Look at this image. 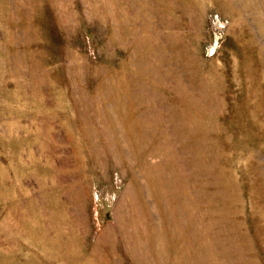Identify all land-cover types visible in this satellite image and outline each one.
<instances>
[{
  "label": "rangeland",
  "instance_id": "obj_1",
  "mask_svg": "<svg viewBox=\"0 0 264 264\" xmlns=\"http://www.w3.org/2000/svg\"><path fill=\"white\" fill-rule=\"evenodd\" d=\"M0 264H264V0H0Z\"/></svg>",
  "mask_w": 264,
  "mask_h": 264
}]
</instances>
